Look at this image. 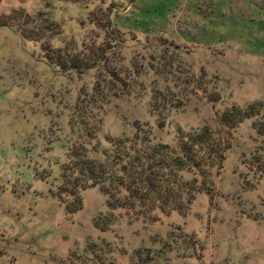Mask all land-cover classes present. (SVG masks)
<instances>
[{"label": "rangeland", "instance_id": "obj_1", "mask_svg": "<svg viewBox=\"0 0 264 264\" xmlns=\"http://www.w3.org/2000/svg\"><path fill=\"white\" fill-rule=\"evenodd\" d=\"M19 13L58 26L56 51H111L102 66L61 72L43 42L0 27V264H264V0H0L1 21ZM154 87L183 101L155 113ZM252 104L260 114L227 135L222 114ZM136 123L156 145L226 135L214 197L153 221L111 213L94 188L70 214L71 150L100 160L107 138L132 136Z\"/></svg>", "mask_w": 264, "mask_h": 264}, {"label": "trees", "instance_id": "obj_2", "mask_svg": "<svg viewBox=\"0 0 264 264\" xmlns=\"http://www.w3.org/2000/svg\"><path fill=\"white\" fill-rule=\"evenodd\" d=\"M19 14L5 21L0 20V27L22 30L23 38L29 42H43V58L48 65L61 72L82 74L102 66L111 51L105 46L88 50L89 56L76 53L71 48L56 51L50 41L62 34L58 26L52 22L46 24L38 17L34 19L28 14ZM30 23L34 25L27 29ZM107 25L114 29L111 22ZM116 42L124 43V40L116 39ZM107 69L108 67L105 68ZM109 73L112 78L120 80L114 71L110 70ZM194 86L186 83L185 89L189 92L199 91ZM152 92L150 107L155 113L162 114L163 110L176 108L183 101L180 98L170 100L164 97L157 87ZM209 98L212 103L218 102L215 96ZM261 106L252 104L247 109L236 108L223 113L220 125L229 135L231 130L244 121L258 116ZM133 129L132 136L108 137L110 149L104 151L100 160L88 156L86 152L71 150V166L66 169L63 191L73 197L67 208L70 214L82 209L79 193L94 188H99L107 197L111 213L114 209L124 210L133 213L136 219L153 221L158 220L155 214L157 211L167 216L173 213L186 216L198 194L214 197L215 183L212 174L215 170H222L226 152L231 148V144L226 146L223 142L226 135L220 130L180 132L175 145L169 146L152 143L148 128L140 123H136ZM192 172L200 174L201 183L190 184L185 181L186 175Z\"/></svg>", "mask_w": 264, "mask_h": 264}]
</instances>
